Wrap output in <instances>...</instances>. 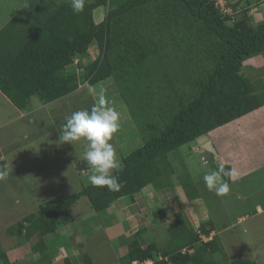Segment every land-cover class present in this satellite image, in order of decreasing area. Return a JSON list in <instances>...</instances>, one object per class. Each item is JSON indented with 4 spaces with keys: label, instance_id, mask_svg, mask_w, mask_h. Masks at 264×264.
Here are the masks:
<instances>
[{
    "label": "trees",
    "instance_id": "obj_1",
    "mask_svg": "<svg viewBox=\"0 0 264 264\" xmlns=\"http://www.w3.org/2000/svg\"><path fill=\"white\" fill-rule=\"evenodd\" d=\"M12 1L4 8L14 7L16 12L0 29V92L12 105L28 112L34 100L52 105L72 95L75 99L66 104L74 102L75 111L90 110L96 98L89 96L88 85L96 87L112 79L136 122V129L131 125L130 131L144 137L141 146L122 157L123 170L115 173L122 184L119 191L84 186L75 194L40 204L35 213L6 229L7 237H17L22 244L32 242L28 254L37 258L24 264H51L60 248L67 252L61 264H97L102 254L84 246L79 236L74 239L78 234L70 229V211L80 198L87 199L91 219L98 223L97 228L92 223L91 237L100 233L95 244L102 240L107 249H113V264H257L250 256L229 259L223 236L230 230L223 232L237 217L254 216L255 204L264 209V198L251 203L246 197L237 198L250 197L251 185L241 194L228 193L223 197L231 195L237 200V214L220 229L210 218L195 229L175 185L190 202H203V197L189 176L184 180L167 157L182 146H194L200 167L210 159L216 169L220 164L196 140L203 135L210 138L215 130L264 108V82L252 81L243 69L250 58L264 56V19L254 23L249 15L252 3L261 6L264 0H236L230 14L215 0H86L79 14L72 12L71 0ZM241 3L244 8L237 10ZM98 8L106 12L97 23ZM94 46L98 55L91 60L89 51ZM64 122L65 118H58L55 127ZM231 164L223 166L234 167ZM76 172L90 175L83 161ZM243 173V181L251 178L248 169ZM7 175L0 165V183L5 184L2 179ZM150 185L172 194L178 206L174 221L163 225L167 214L163 206L157 211L148 209L143 215L150 221L138 223L130 235L137 221L126 218L117 226V216L108 209L122 200V214L137 217L134 197ZM251 223L242 222L232 229L243 226L245 234ZM114 227L123 232L110 236L108 230ZM214 230L222 233L209 238ZM163 236L164 250L153 240ZM73 248L79 250L76 256ZM2 250L0 243V264H12ZM217 253L224 255L222 260L215 258Z\"/></svg>",
    "mask_w": 264,
    "mask_h": 264
},
{
    "label": "rangeland",
    "instance_id": "obj_2",
    "mask_svg": "<svg viewBox=\"0 0 264 264\" xmlns=\"http://www.w3.org/2000/svg\"><path fill=\"white\" fill-rule=\"evenodd\" d=\"M11 1L12 0H0V27L9 19L10 8L11 12L15 9L10 6L4 8L7 3H13V1ZM17 1H20L21 3L25 2V0ZM28 1L30 0H27L26 3ZM215 1L218 7L224 12H227L228 14L233 12L231 5L235 4L236 0ZM254 4L255 3H252L250 7L249 15H252L254 23H257L259 20L264 19V3L261 6ZM244 6L245 3H241L237 6V10H239V8L243 9ZM103 11L106 12V9H103ZM97 50L98 49L95 46L90 49L89 53L91 60L97 57ZM243 69L246 76L252 81L260 82L262 80L264 82V56L250 58L245 62ZM256 75H258V77H256ZM95 88L96 91H99L100 88H104L107 99L111 101V106L115 107L120 113L121 126L118 132L113 135V139L110 142L116 150L117 158L122 161L123 156L144 143V137L140 135V133L136 134L130 131L131 125H133L134 130L137 125L120 98L115 82L112 79H109L98 84ZM92 97L97 99V96L92 95ZM3 99L4 100L0 99V102L5 101L6 98ZM74 99L75 98L71 95L63 98L61 101L54 102L55 104L45 106L46 110L37 111L33 120H25V125L15 121L12 122L11 128L16 132L10 131L6 134L8 137L16 139L14 147L17 154L15 153V155L17 157L19 155L18 158L21 159L20 164L18 162L19 167L17 171L15 169L8 174L6 182L10 184L0 183V243L1 248L3 249L2 251L6 252L7 257L12 264H24L29 260L30 254L28 253H30L29 248L32 242L28 241L26 244L19 243L20 239L17 237L10 238L5 235L6 229L16 224L23 217L35 213L40 204L58 196L75 194L84 186L90 185L87 181V176H80L76 172V165L80 163L79 161H82L80 156L84 150V145L81 143L73 146L67 143H60L59 137L62 129L60 126L57 128L55 127L58 118L64 119L66 115H70L75 111L76 104H74V102L71 105H68ZM67 102L68 104H66ZM7 103L8 102H6V104ZM63 106H66L65 109H63ZM7 118H11V109L0 104V122ZM27 122L32 127H28L26 125ZM260 122H264V109H262L261 112H258V114L250 116L245 125L254 127L258 126ZM141 124H143V121H141ZM254 128L257 130L256 127ZM223 131L224 128H219L217 130V135L215 136L216 139H213L215 140L213 145L220 156L225 159L229 157V162L236 161V166H238L239 170L242 172L246 168L245 166L252 163L253 170L260 175V181L255 184H252L254 182L252 180L253 178L243 181V175H240L238 182L230 184L229 193L233 195L241 194L240 192H244V187L251 185V189H253L252 193H250V197L247 198L246 196L247 201L251 203L252 199L264 196V147L262 145L264 144V140L260 139L261 141L259 140L258 142L247 143L246 136L245 138L237 136L235 139L229 140L227 136H223L227 135ZM25 132L29 135L27 136V142H25V139L22 137V134ZM222 132L223 135H220ZM250 134L253 139L260 138V136H256L252 130ZM237 141H239V143H237ZM63 146H65V148ZM196 151L197 150L194 146L191 148L190 146L189 148L182 146L178 150L171 152L167 158L169 162L176 167L177 173L180 172L182 174L184 180L189 176L192 181V187L198 190L197 192L203 197L204 202L188 201L184 197L183 192L180 189L178 190L177 187L176 194L183 204V209L186 210L184 213L188 216V220L195 229L198 228V223L206 220V214L212 220L215 227L220 229L228 223L227 219H232V217L237 214V206H235L237 200L234 197L231 199V195H229V197L217 196L214 191L210 192L206 189L202 177L210 169H215L214 163L216 162L207 158L210 162L208 161L209 163L206 166L200 167V156L195 153ZM69 155L72 157V162L67 163L66 158ZM250 177H252V175ZM175 186H178V184ZM259 186H261L260 190L258 189ZM147 189L143 191L140 196L135 197L140 209L138 217L139 220L142 221H140V223H147L150 221V219L144 216L143 213H146L148 209H150V211L158 210L160 208L158 203L163 206L167 212L166 216H168V218L163 222H166V224L172 223L174 214L178 210L175 209L178 206L173 200L172 194L167 192L166 194H163L158 191L153 192L151 188ZM146 193L149 194L146 195ZM236 196L238 198V195ZM121 202L123 201L120 200L118 204L113 205L108 209L110 215L114 217L117 216V226L118 224H122V220L126 218L129 221H136L135 216L130 214V216L127 217L122 214L120 209H123L124 206H121ZM147 202L148 204H146ZM245 205L247 204H243L242 206ZM194 207L199 208L201 211L199 222H197V219L195 218ZM204 207H206L205 213L202 212ZM91 216L92 211L89 210V204L86 198H80L72 206L70 211V219L72 221V223H69L71 226L70 229L78 234L74 239H77L79 236L81 243L83 242L84 246L87 244L91 246V248H97L98 252L102 254L99 256L97 264H113V249H107V246L104 245L102 240L95 244L97 240L95 236H99L100 233L91 237L93 224L96 228L98 226L96 221H92ZM249 221L253 223L248 224L250 228H248V231L245 234L242 233L243 226L238 227V229H232L239 223H233L234 226L231 224L225 228L223 233H227L226 231L230 230V232L223 236V238H225L223 242V245H225V254H227L229 259L233 256L248 259L250 256V258L257 261V264H264V213L250 217ZM164 224L165 223H163V225ZM133 226L137 229L135 224H133ZM108 231H111L110 236H116L123 232L117 227L111 228ZM63 232L64 231L62 230L61 233ZM220 233L222 232H219V234ZM230 233L233 235L232 237L230 236ZM160 234L162 235L163 232ZM33 240L34 238L32 241ZM153 240L155 242L157 241L156 243L160 249L164 250L166 248V238L164 236L160 238L156 237ZM66 242L70 244V238H66ZM112 245H114V242H112ZM105 249H107V251ZM222 255V253H217L215 254V258L217 260H222ZM33 257L36 258L37 255H34ZM53 261L56 263L55 259ZM78 264H80V262Z\"/></svg>",
    "mask_w": 264,
    "mask_h": 264
},
{
    "label": "clouds",
    "instance_id": "obj_3",
    "mask_svg": "<svg viewBox=\"0 0 264 264\" xmlns=\"http://www.w3.org/2000/svg\"><path fill=\"white\" fill-rule=\"evenodd\" d=\"M85 4L86 0H71L72 12L82 13ZM88 91L97 96L96 101L90 110L73 111L65 116L59 142L73 146L82 143L84 150L80 159L87 165L90 172L87 177L88 183L97 188L119 191L122 184L115 173L121 172L123 165L117 158L116 150L110 141L121 126L120 113L111 106V101L107 99L104 88H100L97 93L95 86L88 85ZM217 162L220 165L214 170L210 169L202 179L208 191H214L217 196H225L230 191L229 181L235 183L240 173L235 167H224V164L220 162V157ZM261 211L260 207L256 208V213L263 214ZM203 239L207 240L204 237ZM141 264H151V262L145 261Z\"/></svg>",
    "mask_w": 264,
    "mask_h": 264
},
{
    "label": "crops",
    "instance_id": "obj_4",
    "mask_svg": "<svg viewBox=\"0 0 264 264\" xmlns=\"http://www.w3.org/2000/svg\"><path fill=\"white\" fill-rule=\"evenodd\" d=\"M27 0H25V2H26ZM6 12H8V11H6ZM14 12H16V10H12V12L11 11H9V17L10 16H12V14L14 13ZM104 15H105V11H103V8H98L96 11H95V21L98 23V22H101L102 20H103V18H104ZM9 20V19H8ZM8 20H6V22L8 21ZM6 22H5V24H6ZM3 26V25H2ZM1 26V27H2ZM1 27H0V29H1ZM96 58V57H95ZM89 92V91H88ZM92 94H90L89 93V96H91ZM0 96H2V97H0V99L1 100H4L3 98H6L1 92H0ZM4 96V97H3ZM6 102H8L7 104H6ZM0 104H2V106H4V107H9L10 109H11V118L10 119H5V120H3V121H1L0 122V165H2V168H3V170H4V173H6V174H9L11 171H13V170H15L16 169V171H17V169H18V167H19V165H18V162H19V164H20V161H21V159L20 158H18L19 157V155H18V157L15 155V153H16V151H15V147H14V144L16 143V139H13V138H11V137H8L6 134L8 133V132H10V131H14V132H16L15 130H13L12 128H11V124H12V122H18V123H22V124H24V121L25 120H27V119H31V120H33L34 119V115H35V113L37 112V111H43V110H46L45 108V106H49V105H43V104H41V103H39L38 101H33L32 102V109H31V111H29V113L28 112H21V111H19L17 108H15L13 105H12V103L6 98L5 99V101H3V102H0ZM53 104H55V103H53ZM41 108V109H40ZM262 109H264V108H260V109H258V110H255L254 112H252V113H250V114H248V115H246V116H244V117H241V118H239V119H237V120H235V121H233V122H231V123H229L228 125H226V126H223L222 128H224V131L223 132H225L227 135H223V132H222V134H220V135H223V136H227L228 137V139L229 140H233V139H235L237 136H239V137H242V138H245V136H246V141H247V143H251V142H258L260 139L261 140H264V122L262 123V122H260L259 124H258V126H254V127H256V129L257 130H255V128L254 127H250L249 125H245V124H247V119L248 118H250V116H254L255 114H258V112H261L262 111ZM259 116V115H258ZM25 125V124H24ZM28 127H32L28 122H27V124H26ZM133 127V126H132ZM218 130V129H217ZM217 130H215L210 136V139L212 140V142L214 143V141L215 140H213V139H216V135H217ZM251 130L252 131H254V133H255V135L256 136H260V138H258V139H253L252 137H251ZM22 131V130H21ZM231 131H233V132H231ZM258 131V132H257ZM228 132H230V133H228ZM20 133V132H19ZM219 134V133H218ZM232 134H234V135H232ZM23 136V138L25 139V142H27L26 140L28 139V137L27 136H29L28 134H26V132L24 133V134H22ZM233 137V138H232ZM223 140V139H222ZM260 140V141H261ZM224 141V140H223ZM237 143H239V141H237ZM263 145V147H264V144H262ZM261 145V146H262ZM64 148H65V146H63ZM17 154V153H16ZM67 163H70V162H72V157L69 155L67 158ZM226 159H228V160H225V158L223 159V157H221L220 156V160H221V162L223 163V164H225V163H232L233 164V166L234 167H236V161H232V162H229V157L228 158H226ZM80 162V161H79ZM231 164V165H232ZM250 166H245L246 167V171H247V169H248V171L252 174V177L251 178H253L252 180L254 181L252 184H255V183H257L258 181H260V178H259V173H255V171L253 170V164L252 163H250L249 164ZM76 167H77V165H76ZM238 169V171H239V173H240V175H243V176H245L246 174V172L245 173H243L241 170H239V168H237ZM47 170V169H46ZM16 171H14V172H16ZM50 171V170H49ZM77 171V170H76ZM21 173H23V172H21ZM8 176V175H7ZM7 176L6 177H4L3 179H2V181L4 182V183H7L6 181V179H7ZM7 184H10V183H7ZM177 188H178V190L180 189L179 188V186H176ZM147 188H151L152 190H153V192L155 191L156 192V190L153 188V186L152 185H150V186H147V187H145L142 191H141V193L143 192V191H145ZM261 189V186L259 187V190ZM148 190V189H147ZM158 192H161V191H158ZM141 193H140V195H141ZM149 193H146V195H148ZM162 194V193H161ZM164 194V193H163ZM139 195V196H140ZM163 196V195H162ZM250 196V195H249ZM240 197H243V199L246 197V196H240V195H238V198H240ZM263 198H264V196H262ZM261 197V198H262ZM163 198H164V196H163ZM247 198H248V196H247ZM134 201H135V204H136V206H138V201L136 200V198L134 197ZM203 199V198H202ZM197 200V199H196ZM196 200H194V201H196ZM160 201V200H159ZM198 201H200V200H198ZM197 201V202H198ZM145 202H146V200H145ZM192 202V201H191ZM201 203H203L202 201H200ZM134 204V205H135ZM158 206L160 207L161 205L158 203ZM204 206V205H203ZM260 207V205L259 204H255L254 205V207L255 208H257V207ZM162 207V206H161ZM195 209H194V211H195V218L197 219V222H199L200 221V213H201V211H200V209L199 208H196V207H194ZM261 208V207H260ZM160 209V208H159ZM175 209H178V207H176ZM262 209V208H261ZM157 211V210H156ZM184 211H186L185 209H184ZM202 212H204L205 213V211H204V209L202 210ZM262 212L264 213V209H262ZM139 214H140V209L139 208H137V213H136V215H137V217L135 218L136 219V221H137V224L135 223V225L137 226V228H138V223H140V221L141 220H139ZM186 215V214H185ZM256 215H259L258 213H256V214H254V216H256ZM187 216V215H186ZM254 216H251V217H254ZM168 218V216H166L165 217V219H163V221H166V219ZM187 218H188V216H187ZM208 215L206 214L205 215V219L206 220H208ZM249 216L248 215H245L244 217H237V219H236V221L237 222H235V223H242V222H248L249 221ZM202 220V219H201ZM173 221H174V219H173ZM173 221H172V223H173ZM190 222V221H189ZM172 223H169L168 225H171ZM191 223V222H190ZM165 224H166V222H165ZM164 224V225H165ZM199 224V223H198ZM199 226V225H198ZM233 226H234V224H233ZM232 226V227H233ZM133 229H135L134 228V226H132V229H131V233H130V235L131 234H133L137 229H135V230H133ZM219 232H222V231H219ZM219 232L218 231H213V232H211V234L209 235V238L210 237H212V236H214L216 233L217 234H219ZM247 232V231H246ZM64 233V232H63ZM123 250V249H122ZM72 252H73V256H76V254H78L79 253V250L78 249H76V248H73V250H72ZM66 254H67V252H66V250H65V248H60L58 251H57V254L56 255H54V256H52L53 258H52V260H51V264H61V261L66 257ZM34 255H32L30 258H29V260L28 261H30L32 258H34L33 257ZM37 258V257H36ZM36 258H34V259H36ZM56 260V263H54V261L53 260Z\"/></svg>",
    "mask_w": 264,
    "mask_h": 264
},
{
    "label": "water",
    "instance_id": "obj_5",
    "mask_svg": "<svg viewBox=\"0 0 264 264\" xmlns=\"http://www.w3.org/2000/svg\"><path fill=\"white\" fill-rule=\"evenodd\" d=\"M196 144L202 149L204 152L212 155V158L215 161H218L220 155L215 149L212 140L207 136L203 135L196 140Z\"/></svg>",
    "mask_w": 264,
    "mask_h": 264
},
{
    "label": "built area",
    "instance_id": "obj_6",
    "mask_svg": "<svg viewBox=\"0 0 264 264\" xmlns=\"http://www.w3.org/2000/svg\"><path fill=\"white\" fill-rule=\"evenodd\" d=\"M134 264H136V263H134Z\"/></svg>",
    "mask_w": 264,
    "mask_h": 264
}]
</instances>
